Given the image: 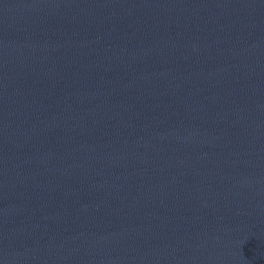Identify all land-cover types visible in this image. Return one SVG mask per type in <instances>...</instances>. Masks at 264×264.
<instances>
[{
	"label": "water",
	"instance_id": "1",
	"mask_svg": "<svg viewBox=\"0 0 264 264\" xmlns=\"http://www.w3.org/2000/svg\"><path fill=\"white\" fill-rule=\"evenodd\" d=\"M0 264H264V0H0Z\"/></svg>",
	"mask_w": 264,
	"mask_h": 264
}]
</instances>
